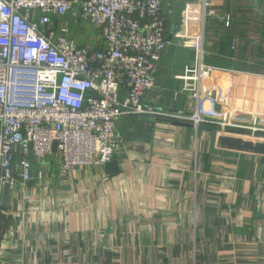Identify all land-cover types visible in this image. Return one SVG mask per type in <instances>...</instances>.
I'll return each mask as SVG.
<instances>
[{
  "label": "crops",
  "instance_id": "crops-1",
  "mask_svg": "<svg viewBox=\"0 0 264 264\" xmlns=\"http://www.w3.org/2000/svg\"><path fill=\"white\" fill-rule=\"evenodd\" d=\"M163 12L169 45L147 100L194 111L177 76L201 38L205 61L230 71L208 83L217 110L204 108L219 123L120 117L115 169L63 173L46 158L8 207L0 189V264H264V0H208L202 31L197 0H166ZM61 28L78 44L102 42L99 26L71 13L52 18Z\"/></svg>",
  "mask_w": 264,
  "mask_h": 264
},
{
  "label": "built area",
  "instance_id": "built-area-1",
  "mask_svg": "<svg viewBox=\"0 0 264 264\" xmlns=\"http://www.w3.org/2000/svg\"><path fill=\"white\" fill-rule=\"evenodd\" d=\"M165 1L0 0V189L28 183L35 172L41 177L46 158L63 173L106 167L124 148L120 117L219 123L204 108L209 100L217 110L216 87L208 83L230 71L205 61L201 38L193 63L177 76L197 101L194 111L177 115L147 100L169 45ZM197 5L202 31L208 0ZM67 13L99 26L101 44L81 45L65 28L49 29Z\"/></svg>",
  "mask_w": 264,
  "mask_h": 264
},
{
  "label": "water",
  "instance_id": "water-1",
  "mask_svg": "<svg viewBox=\"0 0 264 264\" xmlns=\"http://www.w3.org/2000/svg\"><path fill=\"white\" fill-rule=\"evenodd\" d=\"M143 118L144 119H148V120H161L158 117H150V116H145ZM173 123H177L179 125H185V126H195L198 129H200V128L212 129L211 126H205V125H202V124L201 125H195L194 123L189 122V121H183V122L182 121H173ZM228 132L234 133L235 131L228 130ZM236 132L238 134H244L243 131H236ZM247 135L250 136V133H248ZM116 159H117V154H115L113 160L106 165V169H110V170L115 169L116 168ZM1 190H2L1 205L3 207H8L9 203H10V200H11L12 187H11L10 184H5V185L2 186Z\"/></svg>",
  "mask_w": 264,
  "mask_h": 264
}]
</instances>
